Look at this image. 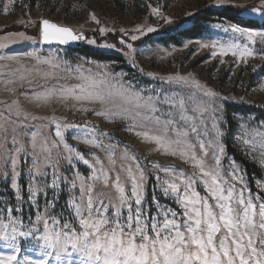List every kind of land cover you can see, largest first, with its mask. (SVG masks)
Returning <instances> with one entry per match:
<instances>
[{
  "label": "rangeland",
  "instance_id": "rangeland-1",
  "mask_svg": "<svg viewBox=\"0 0 264 264\" xmlns=\"http://www.w3.org/2000/svg\"><path fill=\"white\" fill-rule=\"evenodd\" d=\"M257 1L0 0V264H264V174L227 153L264 171V29L156 40ZM45 19L124 61L43 44Z\"/></svg>",
  "mask_w": 264,
  "mask_h": 264
},
{
  "label": "trees",
  "instance_id": "trees-1",
  "mask_svg": "<svg viewBox=\"0 0 264 264\" xmlns=\"http://www.w3.org/2000/svg\"><path fill=\"white\" fill-rule=\"evenodd\" d=\"M260 1H257L256 3H252L250 5H227L221 10H206L203 11V13H197L193 17H191L190 22H192V25L189 27L183 28L182 24L184 23L183 20H174L170 23H167L165 25H162L160 28V37H158L156 40L160 41L164 45H182L184 40L187 39H194L199 38L203 36L206 33V24L211 20L212 17L218 16L221 18H226L232 22H235L239 25H242L244 27H250V28H261L264 29V20L259 21L258 19L249 18L244 15V13L247 10H250L254 7L260 6ZM40 27V24H38V29ZM21 32H25L27 34H30L26 31V29L20 28ZM31 35H35L36 33H33ZM99 35H97L98 37ZM123 37L121 34H110L109 37H106L107 40L114 42L116 44H120V39ZM125 38V37H124ZM152 36L148 38H143L142 40L145 42H150L152 40ZM128 40V37H127ZM77 52H80L84 54L85 56L89 58H93L100 61L105 60H115L118 62H123L124 59L122 57H118L117 55H111L107 54L103 51L94 49L92 47H88L84 45L82 48L75 50ZM125 66V63H123ZM236 105H234L235 107ZM240 106H236V108H239ZM235 111H241L245 112L244 108L234 109ZM249 111V110H248ZM227 153L229 155H232L236 160L240 161L242 165L245 167L248 175L253 179V176H256L255 178H262L264 171L262 168L250 163L248 160H246L232 145L231 141H227ZM252 185H254V181L250 180Z\"/></svg>",
  "mask_w": 264,
  "mask_h": 264
},
{
  "label": "water",
  "instance_id": "water-1",
  "mask_svg": "<svg viewBox=\"0 0 264 264\" xmlns=\"http://www.w3.org/2000/svg\"><path fill=\"white\" fill-rule=\"evenodd\" d=\"M41 40L43 44H58L72 50L80 49L87 40L85 33H76L69 27L60 26L45 19L41 22Z\"/></svg>",
  "mask_w": 264,
  "mask_h": 264
}]
</instances>
